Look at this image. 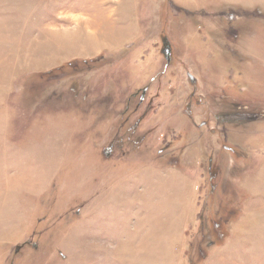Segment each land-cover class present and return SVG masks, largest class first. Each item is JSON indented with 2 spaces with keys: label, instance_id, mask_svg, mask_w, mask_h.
<instances>
[{
  "label": "rangeland",
  "instance_id": "obj_1",
  "mask_svg": "<svg viewBox=\"0 0 264 264\" xmlns=\"http://www.w3.org/2000/svg\"><path fill=\"white\" fill-rule=\"evenodd\" d=\"M0 264H264V0H0Z\"/></svg>",
  "mask_w": 264,
  "mask_h": 264
}]
</instances>
